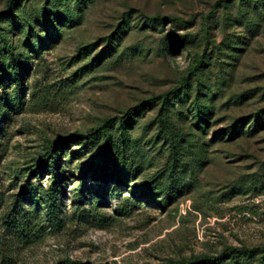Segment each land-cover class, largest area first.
<instances>
[{
  "label": "rangeland",
  "instance_id": "rangeland-1",
  "mask_svg": "<svg viewBox=\"0 0 264 264\" xmlns=\"http://www.w3.org/2000/svg\"><path fill=\"white\" fill-rule=\"evenodd\" d=\"M0 217L58 150L60 222L9 264L264 257V0H0ZM18 74V76L15 75ZM20 86L17 89V79ZM114 161L100 151L106 135ZM38 173V177L37 176ZM80 196V201L76 199Z\"/></svg>",
  "mask_w": 264,
  "mask_h": 264
},
{
  "label": "trees",
  "instance_id": "trees-1",
  "mask_svg": "<svg viewBox=\"0 0 264 264\" xmlns=\"http://www.w3.org/2000/svg\"><path fill=\"white\" fill-rule=\"evenodd\" d=\"M15 0H8L9 4ZM0 73L2 68L0 66ZM16 76L18 74L15 73ZM16 85L20 86L18 77ZM112 119L104 120L99 126L93 128L90 133L101 132L106 135L104 144L100 151L105 159L114 161L115 144L112 142L108 134V124ZM38 173L40 171L49 172V184L46 189L33 187L27 181L24 182L19 189L18 195L25 198L24 201L33 203V208H24L23 200L15 198L13 208L0 217L3 227L9 231L12 239L16 244L28 245L40 240L44 234L46 226L44 220L48 222L50 228H55L60 222L59 203H57L56 195L63 188L65 176L60 171V159L58 150L54 146H48L43 157L37 161ZM38 173L37 176L38 177ZM76 199L80 201L81 197L76 195ZM43 209L44 220L39 214L38 208ZM245 248H225L217 255H204L187 260H167L158 264H238L239 260L247 254ZM2 254V253H0ZM10 259L4 255H0V264H9ZM264 264V257L260 260Z\"/></svg>",
  "mask_w": 264,
  "mask_h": 264
}]
</instances>
